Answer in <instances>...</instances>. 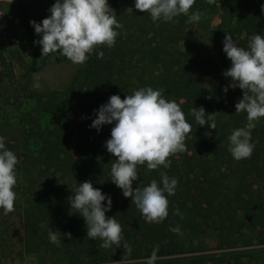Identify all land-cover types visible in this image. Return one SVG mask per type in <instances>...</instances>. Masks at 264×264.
<instances>
[{
	"label": "trees",
	"instance_id": "1",
	"mask_svg": "<svg viewBox=\"0 0 264 264\" xmlns=\"http://www.w3.org/2000/svg\"><path fill=\"white\" fill-rule=\"evenodd\" d=\"M131 1L130 23L118 19L122 27L117 29L115 46L95 49L58 86L47 83L43 75L72 62L58 51L42 57L35 43L42 37L30 22L43 19L27 0H14L33 52L20 87L34 108L23 111L16 123L0 108V136L18 157L14 211L5 216L0 210V257L46 252L59 264H118L122 258L144 264L159 246L156 264H244L239 252L198 254L204 250L199 247L204 245L201 238L214 235L225 248L235 240L251 245L257 232H264V118L249 129L255 143L251 157L234 159L228 137L234 129L246 127L248 120L246 113H236L235 108L244 90L223 75L231 66L223 51L226 34L245 48L252 35H264V0H196L191 11L200 12L201 19L195 23H189L185 15L173 22L154 23ZM97 51L104 52L102 59ZM147 86L175 101L191 124L185 150L170 157L169 168L137 167L134 189L153 179L159 182L161 171L178 180L175 194L167 197L169 215L160 224L147 223L132 199L111 181L116 157L105 142L114 125L100 131L90 127L95 111L112 95L123 99ZM200 107L206 116L215 114V129L196 122L195 110ZM78 112L85 119L75 131L71 117ZM45 114L52 119L49 127L41 123ZM74 137L76 155L70 145ZM84 181L111 196L112 208L106 216L120 223L131 257L124 255L123 247L98 248V241L87 238L84 218L71 213L69 197ZM177 209L181 214H176ZM14 217L20 220L15 237L9 234ZM177 225L182 235L170 231ZM52 228L60 232V246L49 240Z\"/></svg>",
	"mask_w": 264,
	"mask_h": 264
},
{
	"label": "clouds",
	"instance_id": "2",
	"mask_svg": "<svg viewBox=\"0 0 264 264\" xmlns=\"http://www.w3.org/2000/svg\"><path fill=\"white\" fill-rule=\"evenodd\" d=\"M196 0H134V7L140 13H148L154 23L173 22L185 15L189 23L199 22L201 13L191 11ZM214 3V0H208ZM51 15L42 23L31 21L35 33L42 38L35 41L41 47L42 57L59 52L73 64L83 65L93 51L101 46L112 48L122 25L117 20L115 10L109 0H56L49 9ZM264 12V4L261 5ZM223 51L231 61V66L223 75L231 78L232 85L244 90L243 98L236 104V113H246L248 124L234 129L228 137L229 151L233 158H250L255 143L249 129L264 118V35L254 34L248 46L240 47L231 34H226ZM98 58L104 52L97 51ZM227 91V89H225ZM95 119L90 125L97 131L105 125H114L111 138L105 142L107 151L116 159L111 167V181L130 197L144 220L149 224H160L168 217V196L175 194L178 180L161 171V180L153 179L143 188H133L138 180V165L148 170L169 168L170 157L185 150V140L191 132V124L186 121L181 107L167 100L161 90L151 86L134 90L121 99L112 95L106 104L95 111ZM195 120L200 126L206 124L215 129V114H207L203 107L195 110ZM18 157L9 150L5 138L0 136V210L7 216L14 211L17 199ZM106 206H105V203ZM70 211L84 218L87 238L98 241V248L109 249L114 245L123 247L127 257L132 248L122 234V227L115 217L106 216L111 211L112 198L93 186L91 181L79 183L69 197ZM75 209V213H73ZM176 214H181L179 209ZM170 231L182 235L179 225ZM60 232L49 230L51 243L60 246ZM71 236L70 233L65 234ZM159 246H156L144 264H156ZM118 264H136L135 260L122 258Z\"/></svg>",
	"mask_w": 264,
	"mask_h": 264
},
{
	"label": "rangeland",
	"instance_id": "3",
	"mask_svg": "<svg viewBox=\"0 0 264 264\" xmlns=\"http://www.w3.org/2000/svg\"><path fill=\"white\" fill-rule=\"evenodd\" d=\"M41 19L51 15L49 9L56 0H27ZM14 0H0V108L6 112L13 123H16L23 111H32L33 106L24 97L21 92L20 82L22 81L32 59V48L30 38L26 34L21 21L18 19ZM112 9L115 10L118 19H123L125 23H130L131 12L133 11V2L131 0H109ZM218 18L215 23H218ZM76 68L75 64L70 63L66 66H58L53 70H48L43 76L47 83H57L60 86L66 81ZM41 123L43 126L52 125L50 115H42ZM85 117L80 112L71 117L72 127L77 131L82 125ZM71 149L76 155L78 152V141L74 137L71 141ZM20 229V220L17 217L12 218L9 234L16 236V231ZM204 248L198 251V254H222L226 252L242 253L244 264H264V232L259 230L253 244L244 245L243 241L235 240L232 247L221 248L220 242L214 235L201 238ZM15 240V239H14ZM185 254L182 256H186ZM191 255V254H190ZM56 258L49 253L41 252L38 254H25L18 256L16 253L11 257H0V264H59ZM60 261V260H59ZM60 264H63L60 261Z\"/></svg>",
	"mask_w": 264,
	"mask_h": 264
}]
</instances>
